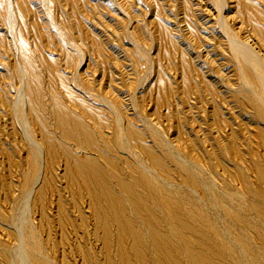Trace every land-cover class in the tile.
Here are the masks:
<instances>
[{"label":"rangeland","instance_id":"rangeland-1","mask_svg":"<svg viewBox=\"0 0 264 264\" xmlns=\"http://www.w3.org/2000/svg\"><path fill=\"white\" fill-rule=\"evenodd\" d=\"M13 1L0 264H264V0Z\"/></svg>","mask_w":264,"mask_h":264},{"label":"bare ground","instance_id":"bare-ground-1","mask_svg":"<svg viewBox=\"0 0 264 264\" xmlns=\"http://www.w3.org/2000/svg\"><path fill=\"white\" fill-rule=\"evenodd\" d=\"M7 1H8V3H7L8 15H11V12H12V9H13V5H14V1L13 0H7ZM225 6H226V0H220V7L218 8V18L221 21V25H222L221 30L223 31L224 35L228 36V32L226 31L227 25L225 24V17H224ZM10 17L11 16H9V19H10ZM229 40H230V44L231 43L233 44V48L232 49H235V46H236V48L240 47V48H243L244 50H246L247 52L254 53L253 50L248 45H246L245 43H241L238 40H231V38H229ZM254 59L259 61L260 66L263 68V71H264V62H263V60H259L257 57H255ZM21 74H22L23 79H25L24 72L22 70H21ZM19 100L21 101V104H22V107H23V110H24V108L26 107V93L24 92V84L21 85L20 90L16 94L15 109L18 107L17 102ZM19 129H20V132L22 133L23 137L27 138L29 143L35 148L38 157L42 160L43 156H44L43 148H42V146L40 144L35 142L33 137H31V135H30L31 127H30L29 119L27 118L26 115H24V117L19 119Z\"/></svg>","mask_w":264,"mask_h":264}]
</instances>
